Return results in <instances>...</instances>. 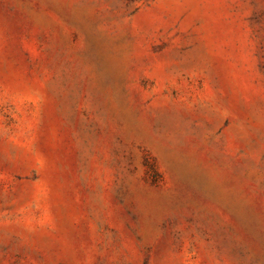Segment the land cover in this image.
Listing matches in <instances>:
<instances>
[{
	"label": "rangeland",
	"instance_id": "1",
	"mask_svg": "<svg viewBox=\"0 0 264 264\" xmlns=\"http://www.w3.org/2000/svg\"><path fill=\"white\" fill-rule=\"evenodd\" d=\"M0 264H264V0H0Z\"/></svg>",
	"mask_w": 264,
	"mask_h": 264
}]
</instances>
